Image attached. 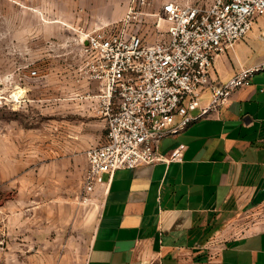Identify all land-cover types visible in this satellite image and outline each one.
<instances>
[{
	"label": "rangeland",
	"instance_id": "1",
	"mask_svg": "<svg viewBox=\"0 0 264 264\" xmlns=\"http://www.w3.org/2000/svg\"><path fill=\"white\" fill-rule=\"evenodd\" d=\"M133 1L0 0V264H85L104 192L84 189L86 153L107 129L85 35L161 40L167 25L152 15L167 0H150L152 15L125 27Z\"/></svg>",
	"mask_w": 264,
	"mask_h": 264
},
{
	"label": "crops",
	"instance_id": "2",
	"mask_svg": "<svg viewBox=\"0 0 264 264\" xmlns=\"http://www.w3.org/2000/svg\"><path fill=\"white\" fill-rule=\"evenodd\" d=\"M263 61L264 15L213 76L228 81ZM181 146V161L105 175L85 264H264V71L159 151Z\"/></svg>",
	"mask_w": 264,
	"mask_h": 264
},
{
	"label": "built area",
	"instance_id": "3",
	"mask_svg": "<svg viewBox=\"0 0 264 264\" xmlns=\"http://www.w3.org/2000/svg\"><path fill=\"white\" fill-rule=\"evenodd\" d=\"M150 0H134L123 21L141 22ZM264 15V0H211L208 5L168 0L159 17L164 37L149 43L138 30L87 33L83 55L95 83L96 107L106 121L103 144L86 153V193H94L118 170L181 161L183 146L167 157L161 141L219 112L232 95L252 84L264 61L240 70L228 81L214 78L216 59L244 40L254 20ZM157 29L161 24L157 25Z\"/></svg>",
	"mask_w": 264,
	"mask_h": 264
}]
</instances>
